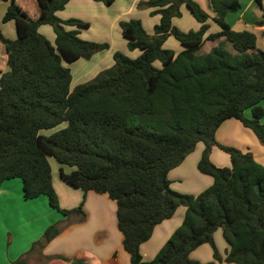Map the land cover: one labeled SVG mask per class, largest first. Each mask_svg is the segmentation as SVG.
<instances>
[{
  "label": "trees",
  "instance_id": "trees-1",
  "mask_svg": "<svg viewBox=\"0 0 264 264\" xmlns=\"http://www.w3.org/2000/svg\"><path fill=\"white\" fill-rule=\"evenodd\" d=\"M20 1L10 0L2 18L3 23H14L16 38L0 34L7 67L0 72V186L19 179L24 200L45 196L49 207L65 219L78 217L83 223V202L72 209L59 206L51 158L66 184L84 195H106L115 204L116 227L130 264H202L189 254L204 244L210 245L217 262L264 264V167L251 153L215 140L217 129L234 119L264 145V52L256 49L253 33L236 32L225 22L240 9L239 0H208L212 17L192 0L138 3L137 9L159 16L152 35L139 20L118 23L127 49L138 50L139 56L113 53L112 67L72 90L64 63L89 60L109 45L78 37L88 23L56 16L69 0H34L35 17ZM92 1L104 6L114 2ZM182 6L200 24L198 30L183 32L173 26ZM209 19L218 32L207 34ZM255 24L264 26V14ZM41 26L51 27L53 45L38 32ZM169 37L181 45L180 53L163 49ZM206 41L219 42L198 54ZM246 110L251 119L245 118ZM62 124L66 126L50 136L41 134ZM199 142L205 149L197 169L213 182L198 195L177 193L167 175ZM213 148L227 154L228 167L210 161ZM62 167L73 170L64 174ZM179 207L185 208L181 224L151 261H143L139 246ZM217 230L228 245L224 258L215 248ZM61 231L59 224L48 226L30 250L10 264H30L34 257L38 264H86L83 259L42 255Z\"/></svg>",
  "mask_w": 264,
  "mask_h": 264
},
{
  "label": "crops",
  "instance_id": "crops-1",
  "mask_svg": "<svg viewBox=\"0 0 264 264\" xmlns=\"http://www.w3.org/2000/svg\"><path fill=\"white\" fill-rule=\"evenodd\" d=\"M32 1L34 2V0ZM137 1L138 0H132L125 13H121L116 15L115 17L109 18L110 29L117 26L118 23L121 21H128L127 17H134L135 19L142 18V15L144 14L137 13L135 11ZM20 2L23 5L28 1L22 0ZM239 2H240V9L237 12L230 13L225 17V22L227 23V25L231 29H233V26L238 22H240L244 26L252 27L254 31L259 32L261 36L264 37V26L262 27L255 26L256 25L255 23L259 21L262 15L264 14L262 10L261 2L257 3L256 0H239ZM9 5H10V0L7 1L0 0V34L9 40H14L16 38L14 23L12 21H9L7 23L2 22V18ZM75 5H80V6L83 5L90 10L93 8L92 10H97L101 15H103L104 5L102 3L94 2L92 0H69L64 10L57 12L56 16L61 20H67L68 18L64 16L65 14L64 11L66 10V8L71 6L74 7ZM207 5H208V0H207ZM92 6H97V7H92ZM256 6H258L260 9H257ZM69 13L68 14L70 16L73 15L72 17H77V18L79 17L77 16V14H73L71 11H69ZM106 14L103 15L105 21H106V17L108 19V16ZM209 16L212 17L211 15ZM175 19L177 18H174L172 20V24L177 27V25L175 24L176 22H174ZM186 21L188 22L189 29H192L193 31L199 29L200 24L197 23L194 19L193 20L190 19ZM158 22H159V16H152V24H151L152 30L149 31L151 26L148 30H146V32L149 35L153 34V28L156 24H158ZM207 24L209 25V30L207 34L216 33L219 31L218 27L212 23L211 19L207 21ZM147 25L149 26L150 23H147ZM70 29L71 28H67V30ZM50 30H52L50 26H41L39 27L38 32L41 35H43L53 45L55 35L53 31L51 32ZM81 31L83 30H80V32ZM181 31L186 32L188 30L183 29ZM118 36H119L118 46L115 44L116 43L115 40H113L112 44L109 45L108 50L92 56L89 60L80 59L70 65L69 64L67 65L71 73L70 90H71V86L75 87L77 85L84 84L86 81L95 77L99 72L107 69V67L110 65V62H108V57L109 55L111 57L112 54L115 53V51L116 52L121 51V53H123L124 55L126 54L127 41L123 39V37L121 36V31H120V35L117 34V38ZM221 40L222 39H220L219 41ZM219 41H206L203 47L207 43H209V47L207 48V52H208ZM182 50L183 48L181 47V45L179 48H175L176 51L175 55L180 53ZM207 52H204L203 54H206ZM69 66L73 67V69L71 70ZM6 70H7L6 53L4 46L1 44L0 72L3 73ZM260 106L264 110V101L260 103ZM244 116L247 119H251L250 110L245 111ZM58 129H61L60 126L53 130H50L51 131L50 133H53ZM215 140L220 145L233 147L243 153L249 152L252 155V151H253L254 160L258 164L264 167V145L263 146L260 145L253 132L243 127L239 121L234 119L225 121L217 129L215 133ZM204 149L205 146L203 143L201 142L197 143L194 151L191 154H189L178 167L174 168L168 173L167 178L170 182V188L173 191H178L182 194L198 195L203 190L211 186L213 182L212 178L210 176L201 174L197 169L198 161L200 160ZM218 150L219 149L217 148H213L211 150L210 161L212 162L213 160L215 163L213 162L212 163L217 167H227V165H230V162H227L226 159L223 160V163L218 162V159L216 157L218 155L216 153ZM50 159L48 161L51 167L52 185L57 195L60 208L72 209L77 207L81 202H83V211L86 214V218L83 223H79L78 217L71 216L70 218H75L73 219V221L70 218H69L70 220L66 219L71 221L72 223L74 222V224H70V225L66 224V222L68 221H65V219L64 221L58 220L59 221L58 224L62 227L61 234L44 248V250L42 251V255L47 257L61 255L67 258L83 259L86 264H130L129 256L124 252L122 248V244H121L122 236L116 227L115 204L112 201L111 202L108 201L109 199L107 198L106 195H99L93 192H88L84 195L80 190L75 189L69 186L68 184H66L60 177L61 167L57 164L56 167H58V173L56 172V176H55L54 163H51ZM190 159H191V163H188L189 171H187V174L184 175V168L186 167L187 164L185 162ZM190 169H191V173H190ZM72 170H73L72 168H69L68 171H65L62 168L64 174H69ZM181 183H184L186 185H183V187H181L180 186ZM176 184H177V188L175 187ZM64 185L67 186L69 189H66ZM178 185L181 188H178ZM19 188H20L19 183L16 181H11L8 183L3 182L0 186V200L2 196H7L11 194L14 195L13 193H15V198L18 199V197H20L21 195ZM13 190L15 192L12 193ZM44 197L45 196H40L38 198L32 199V201L30 202H32L31 204H34L33 206L35 207H40L41 209L43 208L47 209L46 207L47 201ZM69 197H71V201H70L71 204L69 206H65L66 205L65 202L69 199ZM25 201H29V200H25ZM184 213H185V208L179 207L176 210L175 214L170 219L165 220L154 227L150 238L139 246V253L143 261H151L155 257L157 252L164 245V243L167 241L170 235L181 224ZM53 219L54 218H51L49 221L53 222L56 218L54 220ZM42 229H39V231L37 230V233L34 234L31 238H29L27 241H25V244L23 246L18 247L19 255L21 256L24 255L25 254L24 252H26L29 249V247L39 239V237L41 239L42 236L40 235L43 231ZM215 242L216 244L218 243L216 240ZM12 243H13V239L11 238L10 244ZM223 248H224V256H225V253L228 250V245L226 244V247L225 245H223ZM224 256L222 258H224ZM189 258L199 263H205L207 261H210L211 254L210 251H208V249H206V247L202 245L196 248L195 250H193L189 254ZM58 263L68 264L61 260H50L45 264H58ZM30 264H33L32 260H30Z\"/></svg>",
  "mask_w": 264,
  "mask_h": 264
},
{
  "label": "rangeland",
  "instance_id": "rangeland-1",
  "mask_svg": "<svg viewBox=\"0 0 264 264\" xmlns=\"http://www.w3.org/2000/svg\"><path fill=\"white\" fill-rule=\"evenodd\" d=\"M27 1L28 2L24 3V5H22V6L24 8V6L26 5V10H27L28 14L31 17H33L34 15L37 14L36 3H34L32 0H27ZM131 1L132 0H114L113 5L103 6L104 7L103 15H105L107 13L106 15L108 16V19L106 17L107 22L105 21L103 15H101L97 10H92L93 8L90 10L83 5H81V6L75 5L74 7L71 6V7L66 8V10L64 11V13H65L64 16L67 17L68 19H77L80 21L87 22L89 24L88 29L83 30L79 33L78 37L81 40L89 41V42H96V43H107L108 45L112 44V41L115 40V42H116L115 44L118 46L119 36L117 38V34L120 35V29H119L118 25L113 27L112 29H110L109 18L115 17L116 15L121 14V13H125L129 4L131 3ZM146 1L147 0H138L136 2L135 11L137 13L144 14V15H142V18L135 19L134 17H127V20H129V19L130 20L131 19L140 20L145 31L148 30L152 24V16L150 17V10L149 9H137V4L140 2H146ZM192 1L195 2L203 12L213 16L211 10L209 9V7L207 5V0H192ZM260 2L262 4V10L264 12V0H261ZM93 5H95V4H93ZM255 5H256V2H255ZM92 7H97V6H92ZM256 8L260 9L258 6H256ZM69 11H71L73 14H77V16H79V17L78 18L72 17L73 15L70 16ZM256 12H258V11H256ZM180 13H181V16L174 20V22H176L175 24L177 25V28L178 29L180 28L179 30H183V29L188 30V31L192 30V29H189L188 22L186 21V20H190V19L193 20L192 16H190V13L188 12V10L185 7H181ZM189 17H190V19H189ZM80 18H82V19H80ZM147 23H150V25L148 26ZM173 26H175V25H173ZM210 26H212V25H210ZM48 29H50V28H48ZM151 30H152V26L149 29V31H151ZM232 30H234L236 32L248 31V32L253 33L256 36V44H255L256 49L264 52V37L261 36V34L259 32L254 31L252 29V27L244 26L242 23L238 22L237 24H235L233 26ZM50 31L52 32V30H50ZM0 45H1V43H0ZM162 47H163V49L170 50L173 53H175L176 52L175 48H179L180 45L172 37H169V38H167V40L165 41V43L163 44ZM208 47H209V43H207L202 49H200L198 54L201 55L204 52H207ZM226 48L228 51L231 50L229 44H226ZM116 50H118V49H116ZM117 52H121V51H117ZM102 55H105V54H102ZM107 55H109V54H107ZM125 56L130 58V59H135L139 56V52L137 50L130 51L127 49ZM108 62H110V65L107 67V69H109L110 67L113 66L112 56L110 57V55L108 57ZM80 63H82V62H80ZM67 65L68 64H66V63L64 64V66L66 68H68ZM72 66H74V65H72ZM155 67H160V64L158 62H155ZM70 69L72 70L73 67H70ZM93 78H95V77H93ZM92 79H90V80H92ZM90 80L86 81L85 83L89 82ZM73 88L74 87L71 86V90ZM246 111H249V110H246ZM261 123L264 125V116L261 120ZM65 126H66L65 124H62V125H60V128H64ZM50 132H51L50 130L41 131L43 136H50L52 134ZM216 153L218 154L216 157H217L219 163H221V162L223 163V160H225V159L227 162H229L228 156L225 152L218 150ZM210 155H211V153H210ZM252 156H253V151H252ZM188 161L185 162L187 164H186V167L184 168V175L187 174V171H189V164L188 163H191V159ZM50 162L54 163V167H55L54 172H55V176H56V172L58 173V167H56L57 163L53 159H50ZM212 162L215 163L213 160H212ZM228 166L229 165H227V167ZM62 168L65 171L69 170V168H67V167H62ZM190 173H191V169H190ZM11 181H16L19 183V186H20L19 190H20L21 195H20V197H18V199H16L15 193H13L15 191L13 190L12 193L14 195L11 194V195H7V196H2V198L0 200V264H10V263L14 262L15 260L19 259L21 257V255L18 254V251H19L18 247L23 246L25 244V241H27L34 234L37 233V230L39 231V229L43 228L42 229L43 231L40 235V236H42L44 231L46 230V228L48 226H51L53 224H58V222H59L58 220L64 221V219H65L62 217V215L58 211L50 209L46 197H44V198L47 201L46 202L47 209L46 208L41 209L40 207L33 206L34 204H31L32 202H30L32 200H29V201L23 200L21 180L13 179V180L5 181V182L8 183ZM183 185H186V184L181 183L180 186L183 187ZM64 187H66V189H69L65 185H64ZM175 187L177 188V184L175 185ZM181 187H179V185H178V188H181ZM68 191H70V190H68ZM175 192L180 193L178 191H175ZM180 194H182V193H180ZM70 201H71V197H69V199L65 202V204H66L65 206H69L71 204ZM108 201H110V200H108ZM51 218H54V219L56 218V219L55 220L53 219L54 221L50 222L49 220ZM70 219H72V221H73V219H75V218H70ZM69 220L65 219V221H68V222H66V224H69V225L74 224V222L72 223ZM41 226H42V228H41ZM11 238L13 239L12 244H10ZM39 239H40V237H39ZM39 239L37 241H39ZM213 240H214L215 248H216L218 254L220 255V257L222 258L224 256L223 245H225V247H226V244H225L224 239L222 238L221 230H217L214 233ZM215 240L218 242L217 244H216ZM204 246L206 247V249H208V251H210V254H211L210 261H207L205 263L215 262V264H230V263H225L223 261H220V262L215 261L213 258V251H212V248L210 247V245L204 244ZM30 247L26 252H28L30 250ZM26 252H24V253H26ZM24 253H22V254H24ZM32 262H33V264H38V262L35 260V257L32 260ZM202 264H204V263H202Z\"/></svg>",
  "mask_w": 264,
  "mask_h": 264
}]
</instances>
